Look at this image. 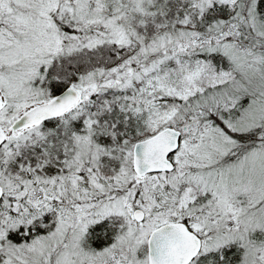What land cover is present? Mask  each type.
<instances>
[{
	"label": "snow or ice",
	"instance_id": "6c2138e0",
	"mask_svg": "<svg viewBox=\"0 0 264 264\" xmlns=\"http://www.w3.org/2000/svg\"><path fill=\"white\" fill-rule=\"evenodd\" d=\"M0 264H264V0H0Z\"/></svg>",
	"mask_w": 264,
	"mask_h": 264
}]
</instances>
